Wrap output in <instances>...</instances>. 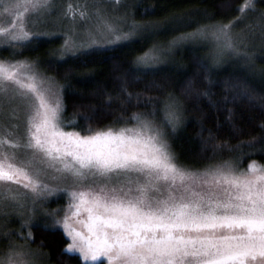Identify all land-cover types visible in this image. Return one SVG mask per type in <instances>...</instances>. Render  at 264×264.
Returning a JSON list of instances; mask_svg holds the SVG:
<instances>
[{
	"label": "snow or ice",
	"instance_id": "1",
	"mask_svg": "<svg viewBox=\"0 0 264 264\" xmlns=\"http://www.w3.org/2000/svg\"><path fill=\"white\" fill-rule=\"evenodd\" d=\"M21 8L28 15L44 16L54 10V3L13 0L6 11ZM244 8L255 11V3L246 0ZM77 11L68 5L71 19H76ZM95 14L96 30L86 31L87 41L77 38L74 27L63 33L44 34L50 38L64 36L56 59L78 55L92 47L129 42L139 34L174 30L188 22L183 15L154 21L117 18L119 22H114L101 9H96ZM87 15L86 11H79L82 19ZM28 22L21 19L15 26L0 28V36L6 37L3 45L24 44L39 36L27 30ZM230 28L231 22L201 25L191 32H180L169 45L212 35L223 42L218 55L231 50L251 60V54L233 42ZM163 51L153 46L136 58V64L150 67ZM46 82L48 88L43 87ZM9 83L16 86L15 95L24 104V132L15 140L0 136V185L18 182L30 190V212L37 209V201H47L58 192L68 193L72 203L65 206L62 217L57 215L59 208L43 209L52 216L53 227L59 226L69 240L64 252L78 254L82 264H95L101 257L109 264H249V258H264V164L253 160L246 169H239L225 160L193 169L177 163L163 128L155 120L160 110L164 122L173 130L182 123V103L171 93L163 99L148 96L151 109L133 112V125L95 128L88 123L83 130H77L73 124L78 121L63 117L62 92L50 94L54 78L42 77L27 60H0V115ZM154 101L159 103V109ZM231 112L229 109V118ZM17 113L18 108L13 107L7 115L19 121ZM119 118L128 119L123 113ZM84 119L90 121L92 116L84 114ZM19 127V123L5 126L6 131ZM256 143L257 138L251 137L229 147L233 150L247 145L255 151ZM8 146L24 149L27 154L21 161L24 167L13 163L17 154L6 151ZM242 158L243 153L239 159ZM49 170L58 175L50 176ZM41 177L52 180L70 177L78 188L61 189ZM25 195L4 188L0 191V203L14 202L21 210L17 214L23 216L25 202L21 197ZM81 208L87 212V218L80 221L82 228L72 221ZM30 221L31 216L22 220V227L29 226ZM18 235L25 240L33 239L31 231ZM36 256L25 245L10 243L7 251L0 254V264H37Z\"/></svg>",
	"mask_w": 264,
	"mask_h": 264
},
{
	"label": "trees",
	"instance_id": "2",
	"mask_svg": "<svg viewBox=\"0 0 264 264\" xmlns=\"http://www.w3.org/2000/svg\"><path fill=\"white\" fill-rule=\"evenodd\" d=\"M119 1H125L122 7L130 20L154 21L183 15L188 22L174 30L139 34L129 42L69 54L62 60L56 59L60 56V36L39 35L21 46L0 48V59L33 61L63 85L59 88L65 105L63 117L78 121L73 124L77 130L88 123L95 128L132 123L133 112L151 109L148 96L163 99L171 93L182 103V123L173 130L160 110L155 118L165 127L180 164L193 169L225 160L239 168H247L253 160L264 164V0H253L255 11L244 8L246 0ZM230 22L231 29L238 25L249 34L251 41L243 49L251 54V60L234 52L223 57L209 43L190 40L178 44L171 55L164 50L161 64H136L138 56L158 44L169 46L168 41L180 32ZM121 113L128 119H120ZM84 114L92 119L86 121ZM251 137L257 138L255 151L247 145L230 150L229 146ZM31 232L30 242L44 252L48 264H82L79 255L63 251L68 239L60 228L36 224Z\"/></svg>",
	"mask_w": 264,
	"mask_h": 264
},
{
	"label": "rangeland",
	"instance_id": "3",
	"mask_svg": "<svg viewBox=\"0 0 264 264\" xmlns=\"http://www.w3.org/2000/svg\"><path fill=\"white\" fill-rule=\"evenodd\" d=\"M12 2L13 0H0V28H9L15 26V24L19 20L26 19L27 21H29L27 23L28 31L39 33L40 35H44L45 33H63L74 27L76 29L77 38L84 39L85 41H87L86 31L96 30V24L98 22L95 14L96 9H101L103 12L106 13V15L109 18L113 19L114 22H119L117 18H125L127 20H130L129 16L125 15L127 13L126 10H124L122 7L125 5V1L120 2L119 0L118 2L120 3H118L117 0H53L54 10L51 13L45 14L44 16L28 15L27 13H25L24 9L22 8L6 11V9H8L9 7V4ZM70 4L72 5L73 8L78 9L79 11H86L88 13L87 17L82 19L79 16V11H78L76 13V19L75 20L71 19L70 17L72 13L68 12V5ZM17 12L20 13L19 16L17 15ZM65 13H68L67 17L65 16ZM210 31H212V29H210ZM230 33L232 37L235 38L234 41L237 47L241 49H243L251 41V38L249 34L245 31V29H240V26L238 25H235L234 27H232V29L230 28ZM57 36H60L61 45H62L64 36L63 35H57ZM4 39H6V37L0 36V48H4V47L11 48L22 45V44H16L14 46L3 45ZM191 42L203 43V44L209 43V45L213 47V49L216 50L218 53L220 51V45L223 43L222 41H217L216 39H214L212 35H208L202 38H197L195 40H191ZM165 46L166 45L163 46L160 44L156 45L158 49L167 50L166 53L168 55H171L173 52L176 51L175 48L177 45L175 46L169 45L167 47ZM90 49H87L85 51H88ZM166 53H164L163 51L160 54L159 60L155 64L163 63ZM228 53L232 54L233 52L231 50H225L223 52V55L221 56L224 57ZM0 60H6V59H0ZM12 61L14 60H10L8 62H12ZM31 62L34 64L35 68L38 70L39 74L42 77L45 78L52 77L48 75L42 68H40L37 63L33 61ZM7 87H8V93H7L6 101L4 103L3 115H0V136L6 137L7 139L15 140L17 136L23 135L24 132V118H25L24 104L22 103L21 97L15 95L16 86L14 84L9 83ZM43 87L48 88L47 82ZM49 91L50 94L60 92L59 84L55 78H54L53 87ZM9 98H10V102H9ZM13 107L18 108L17 114L19 116V121L11 119L7 115L12 110ZM155 120L158 122L156 118ZM15 123H19L20 125L19 129L8 128L6 131L5 128L6 125H11ZM125 124L133 125L135 124V121L132 123L130 122ZM125 124H119L112 127L119 128L121 126H124ZM162 128L165 132V138H166L167 137L166 129L165 127ZM10 132L15 134L11 135L9 134ZM6 151H8L9 153L15 152L17 154V159L14 160L13 163H18L19 166L24 167V164L21 163L22 160L27 158V154L25 153L24 149L8 146L6 148ZM177 163L179 162L177 161ZM239 169H246V168H239ZM49 174L50 176L58 175L56 173L51 172V170H49ZM41 178L45 179V182L54 184L55 186L61 189L64 187L78 188L77 185L73 184V181L70 177L66 179L61 178L58 180H52L48 177H41ZM21 179H23V177H21ZM25 183H27V181H25ZM4 188H9L12 192L15 193H27V195L21 197V199L25 202V208L22 210L24 212L23 216L17 214L18 211L21 210L17 209L14 202L10 200H6L3 203H0V254L7 251V248L10 243H16L20 245H25L26 247L36 252L37 264H48L44 252H42L40 249L34 246L30 242V240L22 239L21 236L18 235V233L27 234L29 231H32V228L36 224H38L39 226H45V225L53 226L52 216L45 214L43 209L52 210L59 208L61 209V211L57 213V215L62 217L65 214L64 211L65 206L69 203H72V201H70L69 199L68 193L58 192L50 196L47 201H37V209L35 211L30 212L29 209L31 208V201H32V193L30 192V190L26 189L23 186V184L18 182H8L7 184L0 185V191H2ZM72 211H75V209L73 208ZM69 215H71V213H69ZM29 216H31V221L29 226L22 227V220L28 219ZM86 218H87V212L85 209L81 208L79 215L72 217V221L76 227L82 228L80 221L85 220ZM55 227L60 228L59 226H55ZM100 261H104V264H109V262L104 257H101L100 260L96 261L95 263H98ZM249 264H264V258H260V257H257L255 259L249 258Z\"/></svg>",
	"mask_w": 264,
	"mask_h": 264
}]
</instances>
